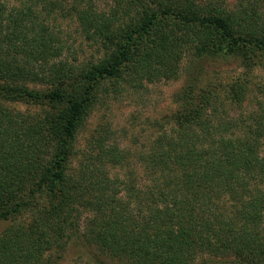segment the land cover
<instances>
[{
    "label": "trees",
    "instance_id": "16d2710c",
    "mask_svg": "<svg viewBox=\"0 0 264 264\" xmlns=\"http://www.w3.org/2000/svg\"><path fill=\"white\" fill-rule=\"evenodd\" d=\"M112 2L0 0V264H57L74 239L97 264H264V85L256 109L232 113L264 67V0ZM56 11L97 54L66 51ZM186 56L246 71L188 82L139 151L105 121L79 148L99 106L176 78Z\"/></svg>",
    "mask_w": 264,
    "mask_h": 264
},
{
    "label": "rangeland",
    "instance_id": "374dc122",
    "mask_svg": "<svg viewBox=\"0 0 264 264\" xmlns=\"http://www.w3.org/2000/svg\"><path fill=\"white\" fill-rule=\"evenodd\" d=\"M9 6H18L28 0H5ZM100 8L109 9L112 0H94ZM238 0H226L229 6H235ZM42 8V7H41ZM51 27L61 35L66 51L73 52L80 61H84L91 54H97L95 43L87 39L81 32L76 18L63 13L54 12L49 18ZM65 51V54H67ZM73 56V57H74ZM246 69L235 58L230 60H196L186 56L182 62L179 75L170 80L145 83L141 90L129 88L117 98H112L108 105L99 106L88 120L87 127L79 137V148L84 149L86 138L99 122H110L113 134L111 142H117L122 148L139 151L147 146L156 134L152 123L171 113L179 105V96L188 82L196 81L198 87H205L211 83H227L242 77ZM250 93L244 104L232 113L248 112L257 108V98H262L259 86L264 85V67H257L249 74ZM25 110L26 104H14ZM231 111V109H230ZM130 158H135L131 156ZM138 172L139 165L134 160ZM119 171V170H117ZM7 223H0V233ZM97 253L90 247L74 239L67 245L57 264H97ZM205 257L199 258L196 264H202ZM210 258V257H208ZM110 263V262H109ZM111 264V263H110Z\"/></svg>",
    "mask_w": 264,
    "mask_h": 264
}]
</instances>
